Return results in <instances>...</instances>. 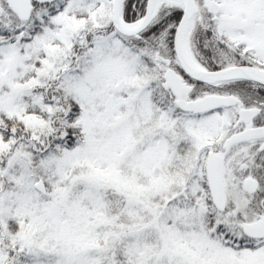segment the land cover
<instances>
[{"label":"snow or ice","instance_id":"snow-or-ice-1","mask_svg":"<svg viewBox=\"0 0 264 264\" xmlns=\"http://www.w3.org/2000/svg\"><path fill=\"white\" fill-rule=\"evenodd\" d=\"M0 264H264V0H0Z\"/></svg>","mask_w":264,"mask_h":264}]
</instances>
